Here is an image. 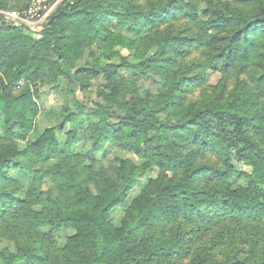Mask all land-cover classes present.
<instances>
[{
  "label": "trees",
  "instance_id": "obj_1",
  "mask_svg": "<svg viewBox=\"0 0 264 264\" xmlns=\"http://www.w3.org/2000/svg\"><path fill=\"white\" fill-rule=\"evenodd\" d=\"M46 3L0 16V264H264V0Z\"/></svg>",
  "mask_w": 264,
  "mask_h": 264
},
{
  "label": "rangeland",
  "instance_id": "obj_2",
  "mask_svg": "<svg viewBox=\"0 0 264 264\" xmlns=\"http://www.w3.org/2000/svg\"><path fill=\"white\" fill-rule=\"evenodd\" d=\"M32 5L33 3L31 1L30 6ZM50 5L53 6V4H47L45 0L42 4H37L36 6L38 8V12H40V11H44L45 9L49 8ZM27 17H28L27 24L31 26L32 30L35 31V33H38V31H40V25L43 21L39 20L37 18V15H32V16H27ZM138 42L142 48H145V45L147 44L146 39L138 38ZM51 100L52 98H49L47 103H50ZM259 101H260V97L256 94V92L253 89L247 90L246 92H244L242 96L243 108L245 110L250 109L253 106L257 105ZM21 138H25V136H21ZM145 157L148 159L152 158L146 146H144L137 154V158L139 159H145ZM192 162H194V159L190 158L188 163H192ZM160 172L161 174L167 175L169 177H173L175 175V173L169 170L168 168H163L160 170ZM155 177H156V173L153 175L151 179L144 180V183L146 185L145 192L149 195H152L154 193V190H155V179L154 178ZM97 178H98V174L94 170H90L89 172L83 173L79 179L74 180L71 185L65 188V190L75 191V190L82 189L89 184L96 183Z\"/></svg>",
  "mask_w": 264,
  "mask_h": 264
},
{
  "label": "built area",
  "instance_id": "obj_3",
  "mask_svg": "<svg viewBox=\"0 0 264 264\" xmlns=\"http://www.w3.org/2000/svg\"><path fill=\"white\" fill-rule=\"evenodd\" d=\"M45 0H32L33 5L30 6L25 14H22L19 11L16 10H5V9H0V16L3 17L4 19L13 22L15 24H21V23H28V17L27 16H32V15H37V18L39 20L44 21L53 6L50 5L49 8L45 9L43 12H38L37 4H42Z\"/></svg>",
  "mask_w": 264,
  "mask_h": 264
}]
</instances>
